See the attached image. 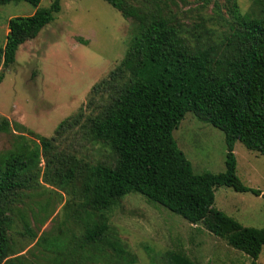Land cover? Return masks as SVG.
<instances>
[{
	"label": "trees",
	"instance_id": "trees-1",
	"mask_svg": "<svg viewBox=\"0 0 264 264\" xmlns=\"http://www.w3.org/2000/svg\"><path fill=\"white\" fill-rule=\"evenodd\" d=\"M19 1L34 10L29 16L8 19L0 47L2 69L13 64L17 47L34 39L59 11L58 0L45 8H37L41 0H0V6ZM102 1L123 19L135 21L136 33L118 65L90 87L85 102L59 122L49 138L12 125L18 133L14 147L0 153V264H10L11 198L36 183L43 154H51V163L63 167V183L81 182L82 245L109 247L106 215L123 197L137 194L188 224L200 223L209 234L245 255L249 264H256L264 229L243 227L216 210L213 192L226 187L264 200V192L240 183L233 155L238 142L264 157V0H251L243 14L234 0H223L231 22L221 55L212 48H191L177 26L155 8V0L147 1L151 6L147 13L129 0ZM2 78L0 72V82ZM186 113L221 132L223 172H191L171 135ZM9 129L7 120L0 117V132ZM75 129L105 145L111 163H82L65 151L56 155L60 140ZM24 133L32 140L27 142ZM23 228L27 231L26 224ZM110 244L119 250L116 242ZM166 257L168 264H194L178 253Z\"/></svg>",
	"mask_w": 264,
	"mask_h": 264
},
{
	"label": "rangeland",
	"instance_id": "rangeland-1",
	"mask_svg": "<svg viewBox=\"0 0 264 264\" xmlns=\"http://www.w3.org/2000/svg\"><path fill=\"white\" fill-rule=\"evenodd\" d=\"M147 1L153 0L128 3L147 13L151 9ZM234 1L239 14L249 10L251 0ZM50 2L41 0L37 8ZM214 2L155 0L153 5L177 26L191 48H212L221 55L231 21L223 0ZM58 3L53 20L34 39L17 47L11 66L0 67V117L10 126L7 133L0 132V153L14 147L18 135L12 130L14 123L49 138L56 125L85 102L90 87L118 65L136 33L135 21L123 19L102 0ZM33 10L22 1L0 6V47L8 19L29 16ZM171 135L194 175L223 172L225 147L220 131L186 113ZM23 136L27 142L32 140L25 133ZM58 144L56 155L65 151L82 163H111L105 145L76 129ZM233 155L240 183L264 192V157L238 142L233 145ZM50 158L51 154L41 155L36 183L11 198L10 264H168L166 256L171 252L194 264H249L245 255L209 234L200 223L188 224L137 194L123 197L106 215L107 237L119 250L110 243L109 247L104 243L82 245L81 182L63 183V167ZM213 206L243 227L264 229V200L260 197L218 187L213 192ZM255 263L264 264V245Z\"/></svg>",
	"mask_w": 264,
	"mask_h": 264
}]
</instances>
